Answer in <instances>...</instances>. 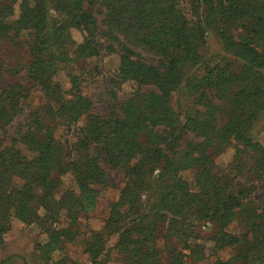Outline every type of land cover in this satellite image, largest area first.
Masks as SVG:
<instances>
[{
    "label": "trees",
    "instance_id": "obj_1",
    "mask_svg": "<svg viewBox=\"0 0 264 264\" xmlns=\"http://www.w3.org/2000/svg\"><path fill=\"white\" fill-rule=\"evenodd\" d=\"M5 43L23 57L0 83V128L34 93L40 102L0 142V242L12 219L35 224L48 263L66 264L51 255L113 169L124 181L83 235L90 264H197L222 249L229 257L207 264H264V0H0ZM102 52L119 62L96 112L82 73ZM123 83L135 90L116 102ZM60 124L74 141L55 137Z\"/></svg>",
    "mask_w": 264,
    "mask_h": 264
},
{
    "label": "rangeland",
    "instance_id": "obj_2",
    "mask_svg": "<svg viewBox=\"0 0 264 264\" xmlns=\"http://www.w3.org/2000/svg\"><path fill=\"white\" fill-rule=\"evenodd\" d=\"M100 19L101 15L97 14ZM73 36L76 41H80L81 36L76 31H73ZM6 50L0 47V83H6L13 80L12 74L9 73L10 66H14L23 57V52L12 53L9 43H5ZM209 52H218L219 45L213 39L209 40ZM19 52V51H17ZM149 62H153L154 58L147 56ZM118 56L116 54L108 55L105 52L99 57L91 58L85 61L82 76L84 82L82 84V92L93 102V109L96 112L106 109V101L109 100V94L106 89L109 80L115 75L118 67ZM78 71V70H77ZM76 71V72H77ZM79 72V71H78ZM19 77V76H17ZM15 77V78H17ZM57 79L64 88L69 87L68 79L64 72H61ZM135 90V85L132 83H123L117 91L116 102L127 99ZM177 96L173 99V104L177 108ZM40 95L34 93L24 104V111L16 117V119L5 129L0 128V142L3 144L10 143V137L14 136L15 129L20 124L27 121L28 111L39 104ZM258 139L264 143V115L256 125ZM54 135L59 140L74 141L73 131L66 129L64 124H60L54 131ZM233 154V149H227L216 160L218 169L222 173H230L229 162ZM108 184L100 187L101 193L98 197L96 206L85 217L79 219L77 230L79 234L69 243L64 245L62 251L55 252L51 255V260L58 259L65 255L67 257L66 264H90L88 257L83 252V235L88 234L90 229H99L102 225V220L107 216L110 203L115 199L117 192L115 185H122L124 181L123 173L118 170L107 169ZM264 194V187L260 188L255 195L258 197ZM8 229L2 235L0 242V263L2 264H49L43 252L41 245L45 242L46 237L41 234V231L35 224H23L17 219H12L8 223ZM209 246V243H208ZM231 254L229 249H222L213 255L207 251V258L197 264H207L212 262L215 257L226 259ZM188 264H193L188 262Z\"/></svg>",
    "mask_w": 264,
    "mask_h": 264
}]
</instances>
